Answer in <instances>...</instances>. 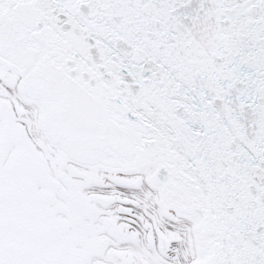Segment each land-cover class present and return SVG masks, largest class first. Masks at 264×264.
Here are the masks:
<instances>
[{"label": "snow or ice", "instance_id": "1", "mask_svg": "<svg viewBox=\"0 0 264 264\" xmlns=\"http://www.w3.org/2000/svg\"><path fill=\"white\" fill-rule=\"evenodd\" d=\"M0 264H264V0H0Z\"/></svg>", "mask_w": 264, "mask_h": 264}]
</instances>
